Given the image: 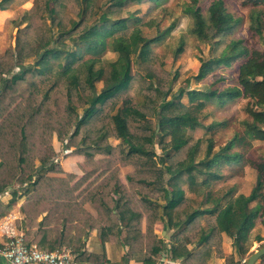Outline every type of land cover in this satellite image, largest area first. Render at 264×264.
Wrapping results in <instances>:
<instances>
[{"label":"trees","instance_id":"obj_1","mask_svg":"<svg viewBox=\"0 0 264 264\" xmlns=\"http://www.w3.org/2000/svg\"><path fill=\"white\" fill-rule=\"evenodd\" d=\"M14 0H1L0 10L5 11ZM77 3L76 14L81 17L79 21H73V26L66 29L64 19L60 16L61 9L64 7V0H44L42 8L51 19V24H58L59 34L55 38H38V45L35 42L28 49V43L23 44L25 34L20 30L17 36L15 53L7 51L6 55L0 57V108L7 107L6 101L9 98L17 99L22 96L24 105L20 112L12 114L8 119L0 124V167L6 171V175L0 180V195L5 193L13 182L20 184L33 185L39 194L49 193L50 198H38L34 202H46L48 199L55 203H62L61 211L69 208L68 198H64L67 189L64 181L49 179L45 176H37V171L33 164V150L31 140L34 138L32 133V120L44 121L45 107L57 93L61 83L67 82V110L69 112L57 113L51 120L58 128L56 131L60 140L65 141L70 138L69 146H76L78 138L83 142L84 147L77 150V154L93 157L96 154L108 153L111 150L106 143L107 138L113 135L119 139L123 145L128 147L126 154L127 161L136 168L140 178L130 177V181L141 186L143 189L153 186L165 202L164 204L144 205L152 210V215L158 213L162 207V220H167L169 228H177V234L173 236L174 241L178 237L192 230L202 216L214 218L213 225L208 232L202 231L198 239V247L201 249L189 250L187 244L179 242L173 244L169 252L172 261L179 259L187 263L202 264L201 262L208 253L206 245L214 241L217 235L226 234L233 240V246L241 258L247 256L249 249L247 243L250 235L256 228L258 222L264 227V158L256 159L245 158L241 152L234 151L238 144H250L251 141L264 142V48L252 49L243 38H235L226 45L224 50L218 55L208 60H202L198 74L194 77L196 81H202L217 70H232L238 66L237 83L227 87H215L212 90L202 92L198 90H183L174 96L171 101L155 105V97L163 92L162 88H154L149 85L148 91L152 94L144 93V101L137 103L131 96L133 85V62L132 57L138 56L146 63L148 54L145 49L158 43L169 36L177 27L172 23L166 30L151 39L143 36L140 29L141 20L134 14L126 18H116L127 4H140L143 2L160 5L164 0H105L104 7L98 4L99 0H72ZM191 4L187 7L188 13L192 17L191 34L199 41L213 43L220 41L226 35L233 33L243 24V18L230 13L225 0H214L206 12L200 8V0H190ZM245 6L263 7L264 0H245ZM42 16V14H40ZM94 15H98L95 23L87 24V21ZM250 31L256 37L262 39L264 25L259 15L251 18ZM132 25V26H131ZM24 37V38H23ZM68 41L72 42V46ZM109 51L117 54L116 61L111 63V76L106 79V71L103 67H98L100 60L90 58L84 61L87 53H98ZM185 51V43L181 39L179 46L175 50L176 59ZM34 57L33 66H25L26 58ZM54 63L57 64L58 74L54 73ZM21 68L22 72L13 74L11 79L4 77L10 75L16 68ZM40 79V80H39ZM39 80V81H38ZM225 81L222 76L216 83ZM82 82V84H81ZM103 83L102 89L97 91V84ZM44 84L48 87L39 96V89ZM80 87H82L80 89ZM86 94V98L80 92ZM28 93V95H26ZM186 96L189 106L182 102ZM248 101L245 113L249 120L243 122V135H236L225 146L217 152L214 151L212 140L208 143L205 159L199 163L194 162L195 154L198 151V144L191 147L189 158H180L186 147L190 144L192 133L202 126L198 119V114L210 103L224 107L229 102L238 99ZM79 101L76 106H71L72 102ZM121 101L122 106L110 117L112 130L104 132L102 126L98 129L91 127L92 121L99 114L100 109H111L115 103ZM10 106V105H9ZM8 106V107H9ZM86 106L82 116L76 114L77 108ZM144 109L145 111L143 112ZM151 110V112H149ZM147 112L150 117L155 116L157 126L155 129L148 125ZM136 129L133 131L132 127ZM223 126V123H212L207 129L213 130ZM159 131V133L157 132ZM159 136L160 146L165 150L159 160L154 158L153 150H148L147 144L154 146L155 138ZM169 142L166 143V139ZM169 151H168V150ZM43 165L47 163L53 151L48 146L44 154H36ZM179 159V160H177ZM169 163L163 170L159 164ZM246 163L257 172L256 186L247 196L240 194L233 196L235 191L232 189L227 195L214 197L211 190L212 184L222 179L220 170L224 166L235 167ZM44 167V166H42ZM48 172L58 171L54 166ZM165 173L170 177L166 181ZM115 176H111L113 178ZM186 177L187 184L191 187L198 185L205 191V204L211 205L204 209H195L190 214L183 216L181 207L189 204L184 190L180 188L181 180ZM108 184V181H106ZM114 192L118 194L117 199L107 198L103 200L109 206L110 216L117 214L120 223L124 224L127 231L126 244L129 246L131 256L139 245H142L143 235L138 229L142 220V211H133L126 198L123 187L114 183ZM166 186L172 188L168 192ZM61 194V195H60ZM60 195V197H59ZM69 201V200H68ZM225 201V204H223ZM254 203V206L252 204ZM159 205V206H158ZM3 204L0 201V221L6 216L3 212ZM158 215L153 217L156 219ZM75 221L69 218L68 229H60L58 238L54 244H48L47 239L53 235V228L47 224L28 223L25 227V240L28 245L35 244L43 250L55 251L64 249V246H74L78 255L74 264H107L105 253L97 256L84 252L77 247L72 238L66 232L72 229L71 223ZM154 220L151 221L152 226ZM70 225V226H69ZM117 229L123 228L121 225L113 224ZM70 228V229H69ZM78 230L80 226H77ZM109 229V228H108ZM103 235V233L101 234ZM257 242H262L264 238L257 237ZM67 240V241H66ZM178 243V242H177ZM166 244L159 240L150 247V257L144 264H156V260L162 256ZM262 249V248H261ZM203 255V257H202ZM248 263V262H247ZM256 264H264L262 256Z\"/></svg>","mask_w":264,"mask_h":264},{"label":"rangeland","instance_id":"obj_2","mask_svg":"<svg viewBox=\"0 0 264 264\" xmlns=\"http://www.w3.org/2000/svg\"><path fill=\"white\" fill-rule=\"evenodd\" d=\"M1 1V0H0ZM44 0H14L7 10H0V57L6 55L7 51L15 53L18 30L25 34L23 44L28 43V49L31 48L33 42L38 38H56L59 32L58 24H51V19L48 17L42 8ZM214 0H200L199 6L205 13L210 4ZM227 9L235 16L243 18V24L238 27L233 33L226 35L220 41L213 43H204L197 40L190 32L193 21L187 7L191 4L190 0H164L160 5H155L149 2L140 4H127V6L115 17L126 18L130 14L136 15L141 20L140 29L144 37L151 39L156 37L159 32L166 30L172 23H176V29L164 40L149 45L145 52L148 54V61L143 63L136 55L132 57L133 62V85L131 88L132 98L140 104L144 101V93L152 94V90L148 91L149 85L154 88H162L163 92L156 95L155 105L159 106L161 103L171 101L174 96L178 95L180 90H198L206 92L215 87H227L237 83V68L232 70H217L202 81H196L194 77L198 74L201 61L208 60L214 56H218L228 45L231 40L235 38H243L246 44L252 49L264 48V33L263 38L260 39L253 35L250 31L251 18L254 15H259L264 25V8L245 6V0H225ZM105 0H99V5L104 7ZM78 5L72 0H64V7L61 9L60 16L71 19H64V26L70 29L73 26V21H79L76 12ZM42 14V16L40 15ZM98 15L92 16L87 24L96 22ZM132 26V25H131ZM23 37V38H24ZM181 39L185 43V51L176 59L175 50L179 46ZM39 41L35 42L37 46ZM72 46V42L68 41ZM117 54L109 51H101L98 53H87L84 56V61L90 58H97L100 60L98 67H103L106 71V79L111 76V63L116 61ZM35 58H26L24 65L33 66ZM22 72L21 68H16L10 75L5 74L4 77L11 79L13 74ZM58 74L57 64L54 63V73ZM225 76V81L217 82L219 78ZM40 80V79H39ZM38 80V81H39ZM82 84V82H81ZM47 84L40 87L39 96H43L40 90H46ZM103 87V83L97 84V91L99 92ZM67 82H62L54 99L50 101L45 107L48 111H44V121L32 120V133L34 138L31 140L33 150V164L36 169L43 168L37 171V176H45L49 179L62 180L65 183L67 191L64 198L69 202V208L62 210L60 206L62 203H55L48 199L46 202H34L38 198H50L49 193L43 195L36 192L33 185L29 182L25 184L12 183L9 189L0 195V201L3 204V212L6 216L0 221L2 223L9 222L13 224L19 231L23 233L28 223L47 224L53 228V237L58 238L60 229H68L69 218L75 219L71 223L72 229L66 232L67 236H71L74 243L79 244L77 247L84 252L103 256L105 253L107 264H144L143 262L150 257V247L155 245L157 241L162 240L167 248L162 252L161 258L156 260V264H193L187 263L183 259L172 261L169 252L173 244H187L189 250L201 249L198 247V239L202 231L208 232L213 225L214 218L202 216L198 220V224L189 232L178 237V241H174L173 236L177 234V228H169L167 220H162V207L159 208L158 213L152 215V210H148L144 205V200L147 204H164L165 200L160 197L159 193L155 191L153 186L143 189L141 186L130 181V177L134 179L140 178L137 174L136 168L127 161L126 154L128 147L123 145L121 141L110 135L107 138L104 146L108 144L111 150L108 153L96 154L93 157H87L77 154L79 148H83V142L78 138L76 146H69L70 138L65 141L60 140L56 128L58 126L51 120L57 113L69 112L67 110L68 101L66 96ZM82 87H80L81 89ZM2 90H0L1 94ZM28 95V93H26ZM80 95L86 98V94L80 92ZM187 106L189 101L186 96L182 98ZM24 98L22 96L17 99L9 98L6 104L9 106L0 108V124L4 123L12 114L20 112L24 105ZM79 101L72 102L71 106H78ZM248 101L246 99H238L229 102L224 107L216 104H208L202 112L198 114V119L202 124L191 135L190 144L186 147L180 158H189L191 147L198 144V151L195 154L194 162L199 163L205 159L206 149L210 140L214 143V151L217 152L221 147L225 146L237 134L242 136L244 131L243 122L249 120L245 113V107ZM122 106L121 101L115 103L111 109V105L107 108L100 109L99 114L87 127L98 129L103 127L104 132L112 130V123L110 117ZM86 106L77 108L76 114L82 116L83 110ZM143 112L145 111L142 109ZM151 112V110L149 111ZM148 125L155 129L157 126V119L155 116L150 117L147 112ZM212 123H223V126L208 130L207 128ZM133 131L136 132L134 126ZM159 133V131L157 130ZM159 136L154 140V146L147 144L148 150H153L154 158L159 160L161 155H164L165 150L159 143ZM169 139H166V143ZM50 146L53 155L49 158L47 163L43 165L42 161L36 154H44L45 149ZM168 150V149H167ZM170 150V149H169ZM168 150V151H169ZM234 151L241 152L245 158L256 159L258 157L264 158V142L251 141L250 144H238ZM177 159V160H179ZM1 163V159H0ZM161 163L158 167L163 170L166 168ZM1 165L0 172L2 170ZM44 166V167H42ZM56 167L58 171L48 172L47 170ZM222 179L212 184V192L214 197H222L228 194L230 190H234L233 196L240 194L249 195L257 182V172L246 163L235 165V167L224 166L220 170ZM6 175V171L0 175V180ZM111 176H115L110 178ZM166 181L169 180V175L165 173ZM108 181V184H106ZM118 182L122 187L130 203V208L133 211H142L143 217L138 225V229L143 235L142 245H139L135 253L131 256L129 246L126 244L127 231L124 224L120 223L117 214H109V206L104 199H117L118 194L114 192V183ZM180 188L184 190L186 199L190 202L181 207L183 216L190 214L195 209H204L208 206L205 204V191L201 186L191 187L187 184L186 177L181 180ZM168 192L171 193L172 188L166 186ZM61 195V194H60ZM59 195V197H60ZM225 204V201H223ZM158 205V206H159ZM254 206V203L252 204ZM156 215L157 218L153 219ZM164 216V215H163ZM42 217V218H41ZM165 217V216H164ZM167 218V217H165ZM154 220L151 226V221ZM70 224V223H69ZM121 225L123 228H116ZM70 226V225H69ZM80 226L78 230L73 228ZM59 227V228H58ZM109 228V229H108ZM70 229V228H69ZM103 233V235H101ZM264 238V227L258 222L256 228L250 235L247 243L249 252L246 257L241 258L233 246V240L226 234L217 235L208 247V253L201 263L202 264H247L249 258L261 248H264V240L257 242V237ZM92 237L90 247L87 248V240ZM178 242V243H177ZM105 245L108 246V254ZM73 252L75 257L78 255L74 246H67ZM165 254L167 256H165ZM203 257V255H202Z\"/></svg>","mask_w":264,"mask_h":264},{"label":"built area","instance_id":"obj_3","mask_svg":"<svg viewBox=\"0 0 264 264\" xmlns=\"http://www.w3.org/2000/svg\"><path fill=\"white\" fill-rule=\"evenodd\" d=\"M0 258L8 264H74L76 257L66 248L47 251L28 245L22 231L4 222L0 225Z\"/></svg>","mask_w":264,"mask_h":264},{"label":"crops","instance_id":"obj_4","mask_svg":"<svg viewBox=\"0 0 264 264\" xmlns=\"http://www.w3.org/2000/svg\"><path fill=\"white\" fill-rule=\"evenodd\" d=\"M42 218V217H41ZM1 223L2 222H0V225H1ZM24 230V229H23ZM24 232H25V230H24ZM51 237H53V236H51ZM71 238V237H70ZM91 240H92V237H90L89 238V240H87V248H89L90 247V243H91ZM47 243L48 244H54L55 243V238H48L47 240ZM67 241V240H66ZM35 245H36V243H35ZM67 246H64L63 248H66ZM105 247H106V250H107V257H108V259L110 260V256H109V254H108V246L107 245H105ZM165 256H167L166 254H165ZM0 264H8L7 262H5L2 258H0ZM84 264H88V263H84ZM111 264V263H110ZM131 264H137V263H131Z\"/></svg>","mask_w":264,"mask_h":264},{"label":"water","instance_id":"obj_5","mask_svg":"<svg viewBox=\"0 0 264 264\" xmlns=\"http://www.w3.org/2000/svg\"><path fill=\"white\" fill-rule=\"evenodd\" d=\"M264 256V248L256 251L248 260L247 264H256V262Z\"/></svg>","mask_w":264,"mask_h":264}]
</instances>
